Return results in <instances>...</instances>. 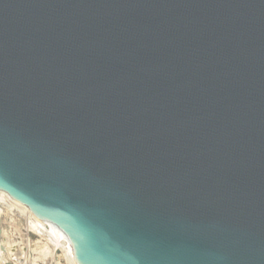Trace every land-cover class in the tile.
<instances>
[{
  "label": "water",
  "instance_id": "95a60500",
  "mask_svg": "<svg viewBox=\"0 0 264 264\" xmlns=\"http://www.w3.org/2000/svg\"><path fill=\"white\" fill-rule=\"evenodd\" d=\"M0 196L76 264H264V0H0Z\"/></svg>",
  "mask_w": 264,
  "mask_h": 264
},
{
  "label": "bare ground",
  "instance_id": "6f19581e",
  "mask_svg": "<svg viewBox=\"0 0 264 264\" xmlns=\"http://www.w3.org/2000/svg\"><path fill=\"white\" fill-rule=\"evenodd\" d=\"M10 201L8 204H5L4 211L0 212L2 213L0 215V221L4 219L9 223L4 227L0 226V243L4 242L5 245V248H2L1 255H3V258L6 260L12 259V256L19 255L22 264H48L47 260L50 259V256H48L49 252L46 258L43 256H45L47 251H51L50 249H52V245L56 243V241H54L51 235L49 237H45L44 234L42 235L40 233L41 231L39 230V232L36 227L37 222L32 219L18 203ZM14 213V216L18 218L19 216H24L21 213L27 214V217L21 219L23 220L21 225L24 226L25 224V228H22L20 225L22 231L19 233H14L13 231V222L18 220L16 217L12 216ZM21 238L23 241L20 240ZM54 258L53 264H76L65 253L64 247L60 243L58 245V254Z\"/></svg>",
  "mask_w": 264,
  "mask_h": 264
},
{
  "label": "built area",
  "instance_id": "2783aa9c",
  "mask_svg": "<svg viewBox=\"0 0 264 264\" xmlns=\"http://www.w3.org/2000/svg\"><path fill=\"white\" fill-rule=\"evenodd\" d=\"M9 199H6L5 197H2V196H0V212H3L4 210V208H5V204H8L9 203ZM11 202V201H10ZM15 209H17V208H15ZM14 209V210H15ZM18 210V209H17ZM16 211V210H15ZM2 213H0V215H1ZM22 215H24L23 217H20L19 216V218L18 217H16V216H14L15 215V213L14 214H12V216H14V217H16L18 220L17 221H14L13 222V231H14V233H19V232H21L22 231V228L25 226V224H24V226L23 225H21V223L23 222V220H21L22 218H24V217H27V214H23V213H21ZM4 215V214H3ZM18 221H19V223H18ZM1 223H0V226L1 227H4V226H6V225H8L9 223H7L4 219L3 220H1L0 221ZM22 226V228H21V226ZM36 227H37V229H38V231L43 235L44 234V236L46 237V236H50V234L47 232V231H45L38 223L36 224ZM25 228V227H24ZM39 234V233H38ZM54 239V238H53ZM54 241H56V243H54L53 245H52V249H50L51 251H47V253L45 254V256H43L44 258H46V255H48V252H49V255L48 256H50V257H52V259L58 254V245H59V242L57 241V240H55L54 239ZM2 248L4 249L5 248V245H4V242H2V243H0V264H5L7 261H11L13 264H22V262H21V258H20V256L19 255H17V256H12L11 258L12 259H9V260H6L5 258H3V255H1V253H2ZM43 249V248H42ZM49 257V258H50ZM55 259V258H54ZM49 260V259H48ZM53 262V261H52ZM51 262V263H52ZM50 264V263H49Z\"/></svg>",
  "mask_w": 264,
  "mask_h": 264
},
{
  "label": "rangeland",
  "instance_id": "374dc122",
  "mask_svg": "<svg viewBox=\"0 0 264 264\" xmlns=\"http://www.w3.org/2000/svg\"><path fill=\"white\" fill-rule=\"evenodd\" d=\"M28 239V238H27ZM21 241H23V239L21 238L20 239ZM25 240H26V238H25ZM48 261V264L50 263V264H53L54 263V260L52 259V257H50V259L49 260H47ZM53 261V262H52ZM52 262V263H51Z\"/></svg>",
  "mask_w": 264,
  "mask_h": 264
}]
</instances>
